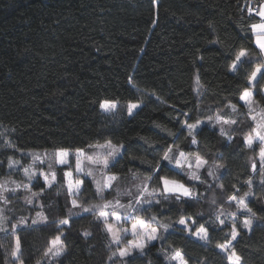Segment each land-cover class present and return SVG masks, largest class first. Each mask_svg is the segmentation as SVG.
I'll list each match as a JSON object with an SVG mask.
<instances>
[{"label":"trees","instance_id":"1","mask_svg":"<svg viewBox=\"0 0 264 264\" xmlns=\"http://www.w3.org/2000/svg\"><path fill=\"white\" fill-rule=\"evenodd\" d=\"M245 2L0 0V133H6L0 136V183L9 182V186L15 187L11 181L21 185L29 182L22 170L8 168L9 156L27 166L31 155H23L25 152L79 148L111 139L113 143L127 145L128 151L113 169L114 172L123 169L121 180L104 198H118L127 203L129 197L123 193L132 189L135 195V185L147 174L146 165H141L140 159L154 163L153 156L160 154L153 153L151 149L156 145L145 140L156 144L173 143V138L163 129L177 131L176 121L183 119L178 117L177 110L191 112L189 123H195L223 109L224 119L243 121L239 128L225 126L228 135L233 137L231 142L219 135V126L215 129L205 126L197 136L201 141L199 148H186L183 136L176 143L185 151H199L210 165H225L218 173L221 175L218 181L202 171V178L213 184L212 190L198 183L190 185L204 196L187 208V214L203 213L199 225L215 220L213 213L221 206L229 213L236 212L235 205L226 202L227 197L233 194V185L240 189L241 196L249 191L244 181L251 174L250 158H255L259 151L258 145L249 150L241 142L251 122L244 115L247 109L238 103V88L245 86L244 73H250L254 64L243 65L239 77L228 72L230 57L239 48L247 47L256 52L252 47L253 37L242 31L258 22L242 11ZM259 2L251 0L253 6ZM197 70L203 85L199 96L194 91ZM108 98L118 100L124 107L114 115L104 113L99 102ZM256 100L264 107V97L257 96ZM128 101H143V106L129 116ZM229 101L237 104L241 115L224 108ZM5 138L10 139L15 148L3 147ZM132 156L137 159L130 160ZM129 169L137 172V179H132ZM62 171L57 169L58 184L39 201L53 205L48 213L50 219L63 218L66 214L68 197L62 187ZM161 174L181 178L168 169ZM259 180V176H254L253 196L247 201L259 219L254 220L251 232H242L235 242L243 264H264V187ZM218 183L224 185L222 192L215 187ZM85 185L86 190L81 194L85 206L102 204L104 201L96 196L94 186L87 180ZM33 191H39V186ZM117 192L121 195L117 196ZM29 195L20 191L9 196L8 207L17 218L35 216L38 209L33 210L24 202V197ZM213 196L217 199L215 206L210 204ZM183 207L187 206L171 208V205L161 204L140 215H159L163 208L165 222L175 221L184 214L177 208ZM11 214L5 212V215ZM238 218L242 221L248 217L239 215ZM102 227L88 214L73 220L70 229H63L67 232V252L55 264H108L110 251ZM85 230L91 232V236L85 238L82 235ZM227 231V228L223 231L209 229L211 243L208 246L180 234L169 236L163 246L182 248L190 257V264H227L225 255L215 248L217 243L224 242ZM55 234L52 224L19 232L24 264H36L47 240ZM12 240L13 237L0 233V264H11ZM161 247L157 243L146 257L137 258L132 264H148L149 261L164 264L159 255Z\"/></svg>","mask_w":264,"mask_h":264},{"label":"snow or ice","instance_id":"2","mask_svg":"<svg viewBox=\"0 0 264 264\" xmlns=\"http://www.w3.org/2000/svg\"><path fill=\"white\" fill-rule=\"evenodd\" d=\"M242 11H246L249 19L256 18L258 22L251 23L247 26L246 31L252 39V47L256 49L253 53L247 47H241L234 52V56L230 57L231 63L228 65V72L233 76L239 77L243 65H253L252 70L245 71V86L238 88V103L240 107L246 108L247 116L251 122L250 130L241 137L244 147L253 150L254 146H259V151L255 158H250L251 174L244 183L248 186L249 191L240 195V189L233 185L234 192L227 197V203L234 204L237 211L227 212L223 206L214 211L215 220H206L205 223L198 221L203 218V213L195 215L187 214V208L191 207L194 202H198L204 193L198 192L190 185L198 183L205 186L206 190H212L213 184L208 183L202 178V171L206 172L208 177L213 181L221 179L218 175L221 169L225 168L224 164H209V160L205 158L199 151H185L179 143L181 136L184 137L186 148H199L201 143L197 139L198 134L202 133L205 126L215 129L219 126L218 131L221 137H226L229 142L233 137L228 135L227 128L235 125L237 128L241 126L243 121L237 119H224L221 112L217 111L215 116L209 115L206 120L197 119L195 123H189L192 119L191 112H183L177 110V119L179 128L173 132L164 128L168 135L173 138V143L156 144L154 141L145 143L155 144L151 149L153 153H160L158 157L153 156V161L140 159L141 165H146V175L140 184L135 185V195L132 189H128L123 195L129 197L127 203H122L120 199L106 200L105 193H110L116 188V184L121 180L120 172L113 171L124 159L125 153L128 151L127 145L124 143H113L111 139H105L102 143L97 141L89 143L85 147L66 148L57 147L52 152L44 151L43 154L38 152H25L23 155L32 156L31 165L25 167L20 160L8 157V168L15 171H23L24 176L28 179L27 184H15V187H9V182L0 183V233L4 237L11 236L12 248L10 252L11 264H24L22 239L18 235L21 231H26L38 226L47 227L50 224L55 225L56 234L47 240V246L42 252V256L36 261V264H55V261L64 256L67 252V232L63 229L71 228V222L77 218H83L85 214L91 215L97 225H102V231L105 234L110 254L107 257L108 264H132L137 258L147 256L152 248L160 243L162 247L159 249V255L163 258L164 264H190V257L187 256L182 248H175L172 245H163L171 235H183L185 238H192L198 242H202L204 246L211 243L209 229L221 230L228 229L225 232L223 243H217L215 248L219 249L225 255L227 264H243V258L235 249V242L241 236L242 232H251L256 214L252 208L248 206V198L253 196L252 186L254 184V176H259V184L264 187V107L259 105L256 97H264V0L253 6L251 0H246ZM202 59V58H201ZM129 83L132 78L129 77ZM197 96L201 95L200 75L197 73L194 78ZM157 99H159L157 97ZM143 106V101L132 102L126 104L127 113L133 115L136 110ZM101 111L107 114H115L117 110L124 105L112 98L103 99L99 102ZM174 107V106H172ZM225 109H229L231 113L241 115L237 104L229 101L224 105ZM197 110L199 106L197 105ZM157 127H161L157 125ZM186 133V135H185ZM0 136H6V133H0ZM141 139H144L141 137ZM2 146L5 148H15L10 139H3ZM18 150V149H17ZM92 152L95 155H89ZM222 156V154H221ZM135 160L137 157H129ZM75 161L74 165L72 161ZM2 164V162H0ZM48 165V171L38 170L37 166ZM53 164L57 168L67 169L62 171L63 189L68 197L65 204L66 214L63 218H49V212L52 204L39 202L41 197H45L46 193L58 184L56 171H53ZM168 169L180 179L170 178L169 175L161 173ZM98 173V175H97ZM128 173L132 179H137V172L129 169ZM82 179H75L80 177ZM94 186L96 196L103 200L102 204H92L85 206L81 201V194L86 190L85 181ZM39 186V191H33V188ZM221 192L224 185L218 183L215 185ZM24 191L30 193L24 197L26 205L31 206L35 211V216L16 217L15 213L8 207L11 204L9 196H14L18 192ZM58 195L60 193H57ZM121 193L117 192V196ZM161 204L171 205L176 208L177 205H185L187 207L177 208V211L184 213L175 221L169 219L165 222L163 213L165 209L161 208L160 214L151 213L146 216L140 213H149L153 207ZM210 204L215 206L217 199L213 196ZM59 207V206H57ZM171 208L168 211H171ZM122 210V211H120ZM11 212V215H5V212ZM239 215H246L248 218L239 220ZM223 217V218H221ZM15 220L16 222H13ZM207 224V226H205ZM124 225H130L125 227ZM82 235L87 238L91 236V232L83 231ZM131 236L132 239H128ZM2 247V245H0ZM151 264V261L148 262Z\"/></svg>","mask_w":264,"mask_h":264},{"label":"rangeland","instance_id":"3","mask_svg":"<svg viewBox=\"0 0 264 264\" xmlns=\"http://www.w3.org/2000/svg\"><path fill=\"white\" fill-rule=\"evenodd\" d=\"M44 151L45 150H43V151H34V152H38V153H41V154H43L44 153ZM48 152H52L53 150H47ZM89 155H95V153H92V152H89L88 153ZM31 163H32V156H31V161H30V163L27 165V166H29V165H31ZM72 163H73V165H74V163H75V161L73 160L72 161ZM27 166H25V167H27ZM38 167V170H43V171H48L49 169H48V165L47 164H45V165H42V166H37ZM57 167H55V165L53 164V168H52V170L53 171H56V173H57ZM61 169V168H60ZM63 171L64 170H67V169H62ZM23 172V171H22ZM58 174V173H57ZM97 175H98V173H97ZM58 176V175H57ZM75 179H82L83 177L82 176H80V177H74ZM18 184V183H17ZM21 185V184H20ZM9 186V185H8ZM9 187H12V186H9ZM125 227H129L130 225H124ZM128 239H132V237L131 236H129L128 237Z\"/></svg>","mask_w":264,"mask_h":264}]
</instances>
